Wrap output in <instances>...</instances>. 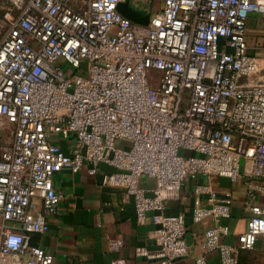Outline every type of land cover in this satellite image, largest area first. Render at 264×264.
Returning <instances> with one entry per match:
<instances>
[{
  "label": "built area",
  "instance_id": "obj_1",
  "mask_svg": "<svg viewBox=\"0 0 264 264\" xmlns=\"http://www.w3.org/2000/svg\"><path fill=\"white\" fill-rule=\"evenodd\" d=\"M9 1L0 13V264L52 263L32 236L59 211L53 175L85 164L131 198L138 225L151 222L154 248L136 246V258L238 264L264 236V57L246 34L264 0H162L146 24L116 9L124 0ZM234 206L244 229L231 243ZM188 217L205 223L194 249Z\"/></svg>",
  "mask_w": 264,
  "mask_h": 264
},
{
  "label": "crops",
  "instance_id": "obj_2",
  "mask_svg": "<svg viewBox=\"0 0 264 264\" xmlns=\"http://www.w3.org/2000/svg\"><path fill=\"white\" fill-rule=\"evenodd\" d=\"M161 3L162 0H151L134 3V6L155 9ZM252 15L248 18L246 27ZM259 56L264 57L263 54ZM87 167L88 164H85L75 173L62 169L53 175V185L62 196L59 211L48 217L49 230L43 234H34L32 242L52 254L51 264H110L114 257L144 264H158L155 260L136 258L134 254L136 246L154 248L149 235L151 222L138 225L131 198L118 187L102 185L100 174L89 175ZM102 170L109 169L101 165L100 172ZM220 182L227 184L221 179ZM238 214L239 207L234 206L233 216L229 220L233 234L226 238L231 243H234L236 233L244 229V220ZM187 220L190 225L187 237L194 249V234H199L205 223L192 224L189 217ZM110 238L122 240L119 250H110ZM259 243H264V236ZM189 262L184 264H191Z\"/></svg>",
  "mask_w": 264,
  "mask_h": 264
},
{
  "label": "rangeland",
  "instance_id": "obj_3",
  "mask_svg": "<svg viewBox=\"0 0 264 264\" xmlns=\"http://www.w3.org/2000/svg\"><path fill=\"white\" fill-rule=\"evenodd\" d=\"M9 5V0H0V6ZM247 42L249 49L256 55H264V15L254 14L248 21ZM8 140V128L0 127V143ZM225 181L224 179H221ZM242 256V257H241ZM240 257H245V264H264V243H259L255 248L241 252Z\"/></svg>",
  "mask_w": 264,
  "mask_h": 264
},
{
  "label": "water",
  "instance_id": "obj_4",
  "mask_svg": "<svg viewBox=\"0 0 264 264\" xmlns=\"http://www.w3.org/2000/svg\"><path fill=\"white\" fill-rule=\"evenodd\" d=\"M116 9L125 17L133 22L146 24L149 20V11L145 8L134 7L129 0L119 2Z\"/></svg>",
  "mask_w": 264,
  "mask_h": 264
},
{
  "label": "trees",
  "instance_id": "obj_5",
  "mask_svg": "<svg viewBox=\"0 0 264 264\" xmlns=\"http://www.w3.org/2000/svg\"><path fill=\"white\" fill-rule=\"evenodd\" d=\"M9 4H10V1H9ZM3 7L4 6H0V13L2 12V10H3ZM31 242H32V240H31ZM33 243V242H32ZM34 244V243H33ZM242 257V256H241ZM240 257V255H239V261H238V264H245V261H246V259H245V257H243V258H241Z\"/></svg>",
  "mask_w": 264,
  "mask_h": 264
}]
</instances>
